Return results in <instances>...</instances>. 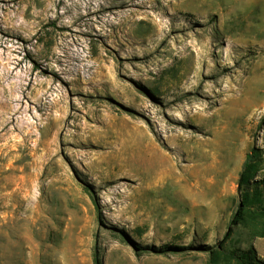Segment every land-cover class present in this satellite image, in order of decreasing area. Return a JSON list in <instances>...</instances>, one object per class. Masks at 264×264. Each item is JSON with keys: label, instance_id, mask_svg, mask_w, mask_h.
I'll return each instance as SVG.
<instances>
[{"label": "rangeland", "instance_id": "rangeland-1", "mask_svg": "<svg viewBox=\"0 0 264 264\" xmlns=\"http://www.w3.org/2000/svg\"><path fill=\"white\" fill-rule=\"evenodd\" d=\"M252 147L264 0H0V264H264Z\"/></svg>", "mask_w": 264, "mask_h": 264}, {"label": "trees", "instance_id": "trees-1", "mask_svg": "<svg viewBox=\"0 0 264 264\" xmlns=\"http://www.w3.org/2000/svg\"><path fill=\"white\" fill-rule=\"evenodd\" d=\"M263 161L262 151L258 148L252 147L245 154L236 183V188L239 192V201L242 207H246L250 203L253 198L252 196L256 194L259 186L264 187V178L254 180L261 169ZM260 213L264 214V207L260 208ZM229 256L237 264H260L258 261L251 260L250 255L246 252H241L239 255L230 252ZM94 263L97 264L96 260Z\"/></svg>", "mask_w": 264, "mask_h": 264}, {"label": "bare ground", "instance_id": "bare-ground-1", "mask_svg": "<svg viewBox=\"0 0 264 264\" xmlns=\"http://www.w3.org/2000/svg\"><path fill=\"white\" fill-rule=\"evenodd\" d=\"M131 146V145H130ZM148 151V150H147ZM147 153V152H146ZM148 154V153H147ZM151 155V154H150ZM150 155H149V159H150ZM144 158V157H143ZM134 159V158H133ZM145 159V158H144ZM135 160V159H134ZM139 160V159H138ZM159 162V161H158ZM151 184V183H150ZM161 192V191H160Z\"/></svg>", "mask_w": 264, "mask_h": 264}]
</instances>
